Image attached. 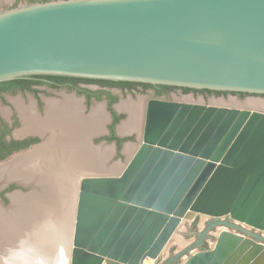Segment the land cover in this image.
I'll return each instance as SVG.
<instances>
[{
  "label": "water",
  "instance_id": "1",
  "mask_svg": "<svg viewBox=\"0 0 264 264\" xmlns=\"http://www.w3.org/2000/svg\"><path fill=\"white\" fill-rule=\"evenodd\" d=\"M32 75L264 96V0H47L0 10V82ZM74 183L65 264H158L179 226L198 216L209 220L197 239L160 264H264L263 110L151 100L142 142L119 172ZM216 227L226 229L206 246Z\"/></svg>",
  "mask_w": 264,
  "mask_h": 264
},
{
  "label": "flooded vegetation",
  "instance_id": "2",
  "mask_svg": "<svg viewBox=\"0 0 264 264\" xmlns=\"http://www.w3.org/2000/svg\"><path fill=\"white\" fill-rule=\"evenodd\" d=\"M21 1L29 2L31 0H14L16 3ZM57 76L58 75H32L22 77L26 78L28 81H33V83L27 88H23L21 85L15 86L14 88L0 87V103L1 105L4 103H8L9 105V108L4 110L0 109V264H17L18 262H20V264H26V262L31 263L30 261H35V263L31 264H63V255H65V249L67 250L64 244L60 246V244H62L60 239L62 237L61 234L58 235L57 239L59 243L55 246L56 240L53 239L56 235L53 231L51 232L52 236L48 234V231L46 232L49 237H52V240L48 238V241L51 244L50 247L42 246L40 244L34 247L35 252H31L30 255L26 254L27 251L23 249L22 245H17V240L14 237L16 231L26 235V232H21V230H24L25 228L30 229L32 228V225L24 224L25 219L29 217L19 215L18 213L19 201L17 200V196H19V193H16L21 188L22 184H19V181L21 180L15 176V173L13 174V171L11 172L9 170V165L15 162L18 156L32 154L31 152H33L34 149L41 147V145L43 146V144L46 145L50 141L52 134L55 132L51 128L43 132H39L38 130L24 131L30 118L39 117L40 119L46 120L49 103L50 101H54H46V97H50L52 94H62V92H74L76 96L83 98L84 107L91 106L93 101L105 100V108L109 112L110 122L106 123V117V121L103 124L104 129L102 127V130H100L101 133L104 132L103 130H106V132L102 137L97 139V141L104 140L106 143L114 144L116 147V154L123 155L121 151L122 146H124L126 142L133 140L136 132L130 136H121L116 131L117 125L122 119H124V117H126V113L123 110L120 111L116 108V104L120 101L121 96H137L138 94L146 95L147 98L144 104L146 113L147 106L151 100L191 102L185 99L182 100L180 97L188 94L195 95L197 93L209 94L204 91L205 89L189 88V90H187L185 87L164 84L128 82L123 85L119 83L114 84L112 82L127 81L87 78L76 79V77L67 78L68 76ZM17 95L31 96L32 102H29V105H22L19 101H16V103H19L16 105V103L8 100V96L13 97ZM112 97H116V101L112 103L111 110L109 104ZM113 111L117 116H122L116 123H114ZM112 136H115L116 138H112ZM12 158H15L14 161L2 166L3 163ZM22 182L23 181H21V183ZM29 182L34 181L29 180L28 183ZM46 192L47 193L44 195L49 196V194H52L51 196H56L53 191L47 189ZM32 195L33 194H31V196ZM6 204L9 205V207H6ZM35 218L37 222H40V220L41 222L47 221L45 220L47 218L44 216H36ZM51 225L52 228L53 226H56L54 223ZM45 226L46 228H49V224ZM18 229H20V231H18ZM38 233L39 232L36 234ZM28 234L30 233L28 232ZM31 250L33 251V249Z\"/></svg>",
  "mask_w": 264,
  "mask_h": 264
},
{
  "label": "bare ground",
  "instance_id": "3",
  "mask_svg": "<svg viewBox=\"0 0 264 264\" xmlns=\"http://www.w3.org/2000/svg\"><path fill=\"white\" fill-rule=\"evenodd\" d=\"M132 103L128 102L123 104V107L130 111L131 117L128 121H125L120 125L119 131L121 133H127L133 129H137L139 126L138 117L140 107L139 104L134 103V105H132ZM17 104L19 103L17 102L16 105ZM246 104L264 108V101L262 100L258 101L254 99L246 102ZM48 107L46 120L40 119L39 117L30 118L24 131L38 130L39 132H43L51 128L55 132L52 134L50 141L46 145L43 144V146L34 149V151L31 152L32 154L18 156L15 162L9 165V170L11 172L13 171V174L15 173L16 177L24 178L25 176L30 175L27 173L35 174L37 175V181L41 183V186L43 185L44 188L47 187L48 190L53 186L57 187L55 194H59L61 200L65 199V203L62 201V205H53L54 201H52V199H55V197L51 196L52 194H49V196L44 195L47 189L34 193L32 196L24 195L23 198L17 196L18 201L21 199V201L18 202L19 215L28 216L29 218L25 219L24 224L32 225V228L30 229L25 228L24 230H21V232H26V235L17 231L14 235L17 240V245H22L23 249L27 251V255H30L31 252L34 253V247L40 244L42 246L50 247L51 244L48 241V238L52 240V237L47 235V231L50 235L52 231L55 233L56 236H54L53 239L56 240L55 246L59 243L57 237L61 234L63 238L59 237L62 243L60 246L64 244L67 248L71 210L74 205L71 193L74 191L70 192L65 189L69 175L68 170L66 169L68 168L66 158H76L73 162H75V165H78L84 155H92L95 157V167L99 170L102 167L101 164L105 157L110 153L106 148H94L89 144V135L98 133L102 130L103 124L106 121V115L103 109L96 108L92 113L89 112V117H84L79 100L70 97L65 101L63 100V102L51 101ZM129 150V146H127L126 152H129ZM48 179L49 181L51 180L50 182L53 184L48 182ZM48 198L50 199V202ZM71 202L72 204H70ZM36 216H44L47 218L45 219L47 221L41 222L39 219L40 222H37L35 218ZM53 223L56 226H53L52 228L51 224ZM48 224L49 228H46L45 225ZM18 231H20V229H18ZM28 232L30 234H28ZM37 232L39 233L36 234ZM31 249H33V251ZM66 251L67 250L65 249V255H63L64 258L62 261L63 264L67 261ZM151 261L152 260H146L144 264H151ZM30 262L35 263V261ZM27 263L31 264L29 262H26V264ZM17 264H20V262Z\"/></svg>",
  "mask_w": 264,
  "mask_h": 264
},
{
  "label": "rangeland",
  "instance_id": "4",
  "mask_svg": "<svg viewBox=\"0 0 264 264\" xmlns=\"http://www.w3.org/2000/svg\"><path fill=\"white\" fill-rule=\"evenodd\" d=\"M22 3H26V2L21 1V2L16 3V2H14V0H0V10L15 7V6H18ZM69 97L72 99H75V100H79L80 105H81V109H82V114L84 117H89L90 113H92L96 108H101L106 113V117H107L106 123L110 122L109 112L105 108V100L93 101L91 106L84 107L83 98L76 96L74 94V92H71V93L70 92H68V93L62 92V94H58V95L52 94L50 97H46L45 100L46 101L47 100H54L56 102H58V101L63 102V100L65 101ZM146 98H147L146 95H139V94L137 96L123 95L120 97V101L116 104V108H118V110H120V111L123 110L126 113L125 114L126 117H124V119H122L121 122L117 125L116 131L118 132V134L121 136H130L131 134L136 132L134 134V139L131 140L130 142H126L127 146H129V149H130L129 152H126L127 146L124 145L121 148L123 155L116 154V152H115L116 147L114 144L106 143L104 140L97 141V139L102 137V135L106 132V130H103L104 131L103 133H101L99 131L98 133H94V134L89 135L90 136L89 142H90L92 147H97L100 149L106 148V149L111 151V154L108 156V159H107L108 163H106V166L103 167L104 169L106 167L107 168L110 167L114 163L125 164L127 162V160L129 159V157L133 154L135 148L139 144H141V142H142V129H143V124H144V116H145V105L144 104H145ZM31 99H32L31 96H21V95H17V96H13V97L8 96V100H10L11 102L16 103V101H19L22 105H24V104L29 105V102H32ZM180 99H182V100L185 99V100H188L191 102H196V103L223 105V106H229V107H241V108L242 107H244V108L249 107L250 109H259V110L264 111V108H262V107L250 106V105L246 104V102L254 100V99L258 100V101L259 100L264 101V96H259V95H250V94L240 95V94H235V93H224V94L223 93L222 94H216V93L201 94V93H197L195 95L194 94L183 95L180 97ZM125 102L126 103H128V102L132 103L133 102L132 105H134V103L139 104V107H140L139 117H138L139 126L137 129H133L127 133H121L119 131L120 125H122L125 121H128L131 117L130 111H128L126 108L123 107L124 106L123 104H126ZM138 102H140V103H138ZM102 107H104V108H102ZM6 108H9L8 103H4L2 105L0 103V109L1 110H4ZM103 129H104V127H103ZM94 140H95V142H94ZM15 158L8 159V161L3 163L2 166L7 164V163L14 161ZM19 184L20 185L22 184V185L16 194L19 193V197H21V198H23L24 195H31V194L34 195V193L40 192L42 190V186L40 185L41 184L40 182H37V183H36V181L35 182H29V183L27 182L26 185L19 182ZM45 193H47V192L45 191ZM19 201H21V199H19ZM6 207H9V205H7ZM10 207H11V203H10ZM208 220H209L208 217L198 216L193 220L184 221L179 226V228L177 229V231L173 235L172 239L168 243L167 247L165 248V250L162 254L161 260L158 264H160L164 260L168 259L170 256H173L179 250L185 248L186 246L191 244L194 240H196L197 239L196 231H202L206 227ZM222 229H226V228L225 227H216L209 233V238L206 241V246H212L215 243L216 237ZM185 258H187V256L183 257V259H185ZM105 264H109V263H105ZM151 264H153V261H151ZM175 264H177V263H175Z\"/></svg>",
  "mask_w": 264,
  "mask_h": 264
},
{
  "label": "crops",
  "instance_id": "5",
  "mask_svg": "<svg viewBox=\"0 0 264 264\" xmlns=\"http://www.w3.org/2000/svg\"><path fill=\"white\" fill-rule=\"evenodd\" d=\"M90 146H91V144H90ZM94 148H97V147H94ZM109 152L110 153L108 154V156L111 154V151H109ZM108 156L105 157L103 163L101 164L102 167L99 170H97L96 167H95V157H93L92 155H89V154L84 155L81 158V160L82 159L83 160L82 161L80 160L78 165H75V162H73L74 159H76V158H66V164H67V167L69 168V169L68 168H66V169L68 170V174L69 175H68V183H67V186L65 187V189H67L70 192L74 191V188H75V183L74 182H75L76 178L79 176V174H81V173H95V172H99V171L100 172L102 171V173L103 172L104 173H118L119 170L121 169V164H119V163H114L115 165L114 166L111 165L112 167L110 166L108 168L106 167L105 169L103 168V167L106 166V163H108V160H107ZM76 167H78V168H76ZM27 174H30V175L25 176L26 178L25 177L24 178L23 177H21V178L18 177V178L21 181H29L30 180V181H34V182L36 181V183L38 182L37 181V179H38L37 175L32 174V173H27ZM50 181L48 179V182H50ZM51 184H53V183H51ZM43 189H47V187L44 188V186H43L42 190ZM56 190H57V187H54V186L52 188H49V191H53L54 193H55ZM54 197H55V199H52V201H54L53 205H62L63 203H65L64 202L65 199L61 200V196L59 194L54 196ZM62 201H63V203H62ZM49 202H50V200H49ZM70 204H72V202ZM62 238H63V236H62Z\"/></svg>",
  "mask_w": 264,
  "mask_h": 264
},
{
  "label": "trees",
  "instance_id": "6",
  "mask_svg": "<svg viewBox=\"0 0 264 264\" xmlns=\"http://www.w3.org/2000/svg\"><path fill=\"white\" fill-rule=\"evenodd\" d=\"M36 1H46V0H31L29 2H36ZM37 76H48V75H37ZM49 77H53V76H49ZM60 77V76H57ZM70 78V77H67ZM73 79V78H72ZM78 79V78H76ZM111 82V81H110ZM33 83V81H28L26 78H17V79H13V80H9V81H4V82H0V87H5V88H14L15 86L21 85V87L23 88H27L29 87L31 84ZM114 84H127L128 82H112ZM187 90H189V88H187ZM208 93H216V94H224V93H231V92H221V91H212V90H204ZM235 94H240V95H247L246 93H235ZM116 101V97H112L111 102L109 104L110 109L112 103ZM113 115H114V123H116L122 116H117L114 111H113ZM114 127V126H112ZM112 138H116L115 136H112Z\"/></svg>",
  "mask_w": 264,
  "mask_h": 264
}]
</instances>
